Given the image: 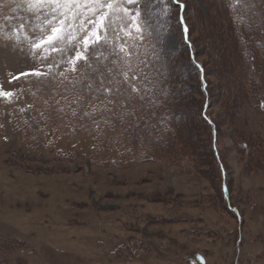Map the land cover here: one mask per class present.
Segmentation results:
<instances>
[{
  "label": "rangeland",
  "instance_id": "374dc122",
  "mask_svg": "<svg viewBox=\"0 0 264 264\" xmlns=\"http://www.w3.org/2000/svg\"><path fill=\"white\" fill-rule=\"evenodd\" d=\"M180 3L134 50L148 91L108 97L107 50L13 79L55 54L33 60L39 21L0 0V264H264V0Z\"/></svg>",
  "mask_w": 264,
  "mask_h": 264
},
{
  "label": "snow or ice",
  "instance_id": "6c2138e0",
  "mask_svg": "<svg viewBox=\"0 0 264 264\" xmlns=\"http://www.w3.org/2000/svg\"><path fill=\"white\" fill-rule=\"evenodd\" d=\"M175 3L184 8L180 0H175ZM27 10L36 16L41 33L35 39L25 34L24 38L30 45L29 55L33 60H47L50 55L55 56L53 62L47 65V71L35 66L21 71L13 79L35 77L44 82L52 75L53 68H58L60 64H66L68 70L75 73L79 70L78 65L90 68L93 61L107 60L108 56L104 55L107 50L109 55L116 57L111 63L120 68L122 79L117 80L112 74L113 69L108 68L109 84L115 83L116 87H103L102 93L108 97L123 95L124 92L139 96L141 92L148 91L146 86L152 81L142 69L133 68L131 61L134 55H139L134 50L137 49V42H143L145 29L150 28L151 13L158 10L160 14L167 15L166 0H27ZM179 23L183 26L185 42L191 47L187 40L189 28L182 16ZM23 28L24 23H21L17 29V43L20 41L19 31ZM157 41L163 47L166 38L158 35ZM192 63L200 72L203 71L194 57ZM13 96V91L4 90L0 84V98L11 100ZM108 103L115 102L109 99Z\"/></svg>",
  "mask_w": 264,
  "mask_h": 264
},
{
  "label": "trees",
  "instance_id": "16d2710c",
  "mask_svg": "<svg viewBox=\"0 0 264 264\" xmlns=\"http://www.w3.org/2000/svg\"><path fill=\"white\" fill-rule=\"evenodd\" d=\"M257 42H260L259 44L261 45V39H260V37H258V40H257ZM150 75V76H149ZM148 76L149 77H153V75L151 74V73H148ZM205 119V118H204ZM207 121V120H206ZM207 123H208V121H207ZM216 146V145H215ZM213 154H215V152H213Z\"/></svg>",
  "mask_w": 264,
  "mask_h": 264
}]
</instances>
